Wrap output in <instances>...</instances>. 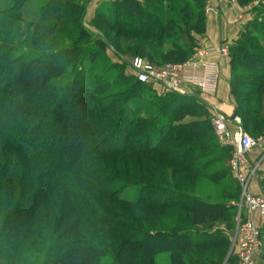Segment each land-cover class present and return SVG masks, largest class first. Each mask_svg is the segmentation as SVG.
Returning a JSON list of instances; mask_svg holds the SVG:
<instances>
[{
	"label": "trees",
	"instance_id": "trees-1",
	"mask_svg": "<svg viewBox=\"0 0 264 264\" xmlns=\"http://www.w3.org/2000/svg\"><path fill=\"white\" fill-rule=\"evenodd\" d=\"M28 1L11 0L10 12L1 10L0 16L32 26L21 13ZM44 1L43 23L33 25L46 37L76 40L51 53L25 50L28 63L15 58V47L0 45V264H157L164 253L170 264H222L230 246L223 230L235 224L236 210L229 202L206 203L191 191L197 179L218 183L227 176L222 165L232 149L217 146L208 119L181 122L182 112L191 116L183 105L194 103L190 97L167 92L172 97L162 103L163 121L147 124L139 121L141 94L151 86L121 70L118 83L81 78L87 76L83 60L95 64L107 47L84 25L87 1ZM107 1L108 10H98L92 26H107L105 33L115 40H138L130 48L135 53L160 50L171 40L161 60L183 63L205 33L206 0L186 1L179 19L168 5L174 17L167 23V0ZM236 1L244 7L255 0ZM259 1L229 47L233 115L251 135L264 131V0ZM68 68L74 78L54 85ZM122 84H129L125 98L108 97V90ZM145 127L151 131L141 135ZM36 139L42 140L38 147L31 143ZM133 187V199H122ZM226 197H238V188ZM147 225L154 230L142 228Z\"/></svg>",
	"mask_w": 264,
	"mask_h": 264
},
{
	"label": "rangeland",
	"instance_id": "rangeland-1",
	"mask_svg": "<svg viewBox=\"0 0 264 264\" xmlns=\"http://www.w3.org/2000/svg\"><path fill=\"white\" fill-rule=\"evenodd\" d=\"M69 1L70 3L87 1V10L84 15V25L89 30V32L93 34L92 38H95V37L100 38L107 45L104 51L101 50V53L99 54V57L95 64H89L86 59L83 60L81 68L85 70L87 76H83L84 74L82 72L83 75H80L81 78L83 77L89 78V80H91L93 84H96V81H99V79L108 80L110 83L111 82L118 83L116 82L115 79H116L117 73L120 72V70H121V73H123V75L125 76L131 75L130 63H131V60L135 57H141L151 62L154 65H160L161 63L162 64L163 63L165 64L174 63L172 62L173 59H168L167 61L161 60V57L171 50L172 48L171 40H169L168 43L165 44L160 50H157L156 48H148V49H144L142 52L139 51L135 53V52L130 51V48L138 40L129 39V38H122L121 40H115L112 36L105 33L107 26L101 25L99 26L98 29L95 28V26H92V22H93V19L97 11L100 9L101 10L103 9L105 11L108 10L110 2H108L107 0L95 2L93 5H90L92 0H69ZM186 1L188 0H171V1L167 0V2H165L162 6V18H163L162 22L167 23L170 17H174L172 13H175V12L176 14H178L176 18L179 19L181 17L179 16V10L181 9L180 7H182ZM44 2H45L44 0H29L22 8L21 13H22V18L24 22L26 21V23L27 22L31 23L32 26L29 24H24V23H20V24L10 23L4 17L0 16V45L5 43L9 46L15 47L16 50L20 51L18 56L15 57L17 58V60H19L20 63L23 61H26L27 63L31 62V60H28L26 59L25 56H23L24 54H21V53H24L25 50L26 51L29 50L30 52L31 51L36 52L38 54L44 53L45 51L51 53V52H56L60 49L69 47L70 45L73 44V41L76 40L73 37H68V35L66 37H62V36L46 37L33 25V23L34 24L43 23V20L40 16L41 12H40L39 7L42 6ZM260 2L261 1L259 0H255L253 3L249 5L256 4L259 6ZM206 3H207V0H206ZM261 4L263 3L261 2ZM168 5H173L174 10L172 13L168 10L167 8ZM249 5L244 6V7H248ZM12 6H13V3L11 2V0H0V11L9 10L10 12ZM13 12H14V9H13ZM74 36H75V33H74ZM88 50L93 51L92 49H88ZM87 53L88 55L90 54L89 52ZM116 53L122 56L121 60L122 62H124L123 64L120 62V59L116 57L117 55ZM195 53H196V50L193 52V54ZM73 72L74 70H72L71 68H68L66 70V73H68V75L57 80L56 82L54 81L53 82L54 85L58 84L63 87L65 83H68L74 78V76L76 75V72L75 74ZM116 86H117L116 88L112 90H108V97L111 96L114 99L117 97L119 100H122L128 94L127 90L129 89V84H122V85H116ZM173 94L181 95L187 98L190 97L194 99L193 100L194 103H192L191 105L189 103L183 104L186 110L191 111V116H188L186 114L188 113L187 111L182 112L181 113L182 123H190L192 121L202 122L204 121V119H208L210 121L209 123L212 128L211 122L215 115L214 108L219 107L216 104L218 102L216 97H206L205 95H202L201 92H199L198 90L192 89L190 87L184 90L183 93H173ZM141 97H142L141 107L143 108H141L140 110V114H139L140 120L139 121H143L147 124L149 122L151 123L153 122L154 124V122L158 123L159 121H163L161 117V110L163 109L162 103H165V100L171 98L172 96H170V94H168L167 92L162 91L160 88L158 89L152 88L151 92H148V91L144 92L143 94H141ZM262 102H264V97L262 99ZM29 103L35 104L36 102L35 100H30ZM232 104H231L232 106L228 107V109H234V103ZM164 105H166L168 108L172 107V106H169L171 105L170 103H166ZM220 109L226 112L225 109L221 107ZM262 112L264 114V104L262 106ZM202 113L206 115L205 116L206 118H204V116L201 115ZM232 115L233 113L231 114L230 117H232ZM230 117H228V119ZM229 125L232 126L233 121L230 120ZM240 125L242 126L241 122H240ZM107 128H109V126L106 127V129ZM259 129H261V125ZM150 131L151 129H149V127H145L144 132H142L141 135H146L145 133L150 132ZM244 131L251 138L255 140L257 139L262 140L261 144L250 153L248 159L250 163H256L262 160L261 165H260V170H258L256 175L252 178L251 187H254L255 190L259 191L260 193L261 192L264 193L262 189V186L264 185V131H262L263 133L261 132V133L252 134V135L247 130H244ZM102 132H105V131H102ZM209 134L211 137H213L214 142L217 144L219 148H223V149L227 148L221 145V143L215 136L214 132H210ZM41 141L42 140L40 139H36L35 141L31 143L37 146ZM231 157H232V152H231V156L229 160L226 161L224 166L222 165L223 168H226L228 170L227 176H224L223 179H221L220 182L218 183L212 180H209L207 177L202 178V179L201 178L197 179L195 182L194 188L191 191V194L194 197H198L202 199L204 202L209 203V204L229 202V205H232L236 210V207L233 204L238 202L240 199V188L229 166ZM146 159H149V158L147 157ZM136 168L137 167H135V169ZM41 170L47 171V168L40 167L39 171ZM146 173H147V168L145 169V174ZM207 174L209 173L207 172ZM45 176H46V173L44 175H41L42 178H44ZM42 183L47 184V180H44ZM231 187L238 188V197L228 199L226 196H227L228 190H230ZM134 188L135 187L124 191L121 194V198L124 200H128V201L133 199V195L135 192ZM1 205H2V202H0V209H1ZM0 214H2L1 211H0ZM236 214H237V210H236ZM181 217H185V216L183 215ZM187 217H191V216H187ZM235 218H236V215H235ZM257 219H260L261 222L258 223ZM255 221L258 227L260 228V234H261V239L263 243L262 249L257 256L256 264H264V219L256 218ZM234 223H235L234 225L229 226V228H224L223 230V232L227 235V238L229 239L230 246L226 248V251H227L226 257L222 264H226L232 252L233 254L235 253L234 237H235V232H236V221ZM163 226L168 227V225H163ZM142 228H144L146 231L154 230L153 227H150L148 225ZM156 262L157 264H170L169 255L166 253L158 255L156 257ZM235 262H236V258H234V260L232 259L231 264H235Z\"/></svg>",
	"mask_w": 264,
	"mask_h": 264
},
{
	"label": "built area",
	"instance_id": "built-area-1",
	"mask_svg": "<svg viewBox=\"0 0 264 264\" xmlns=\"http://www.w3.org/2000/svg\"><path fill=\"white\" fill-rule=\"evenodd\" d=\"M211 1L218 6H225L235 12L237 20H242L246 7H241L236 0H207L205 14L213 13ZM227 56V48L216 51ZM210 53L198 49L196 53L183 63H168L157 66L151 62L135 57L131 60L130 71L141 84L152 88H160L171 93H183L188 87L198 90L206 97H214L217 91L219 68L216 63L207 62ZM158 86V87H157ZM212 129L224 147L232 149L229 163L231 172L240 188V199L233 205L236 207V232L234 237L235 264H256L263 243L256 217L264 219V193H254L251 187L252 178L260 170L262 160L250 163L249 155L261 144V139L251 138L240 125L239 118L228 119V115L220 107L214 108ZM230 120L233 125L230 126ZM264 191V185L262 186Z\"/></svg>",
	"mask_w": 264,
	"mask_h": 264
},
{
	"label": "crops",
	"instance_id": "crops-1",
	"mask_svg": "<svg viewBox=\"0 0 264 264\" xmlns=\"http://www.w3.org/2000/svg\"><path fill=\"white\" fill-rule=\"evenodd\" d=\"M103 0H92L90 5L95 2H100ZM211 6L213 8V13L204 14L206 26L205 33L203 36H197V48L205 49L210 54L206 58L207 62L216 63L219 68L217 91L214 97L217 99V105L226 110L227 115L230 117L233 113V109H228L233 104L232 97L230 96L229 82H230V58H229V47L237 40L240 31L243 26L249 22L254 15L255 9L258 7L256 4L249 5L244 11L242 20H237L235 12L230 11L225 6H218L214 1H211ZM221 48H227V56H221L216 53L217 50ZM194 55V54H193ZM192 55V56H193ZM232 104V105H231ZM231 119V117H230ZM256 194L259 191L255 190L254 187L251 188ZM259 218V217H256ZM258 223L261 222L257 219Z\"/></svg>",
	"mask_w": 264,
	"mask_h": 264
},
{
	"label": "water",
	"instance_id": "water-1",
	"mask_svg": "<svg viewBox=\"0 0 264 264\" xmlns=\"http://www.w3.org/2000/svg\"><path fill=\"white\" fill-rule=\"evenodd\" d=\"M235 118V115H232L231 119H234Z\"/></svg>",
	"mask_w": 264,
	"mask_h": 264
}]
</instances>
